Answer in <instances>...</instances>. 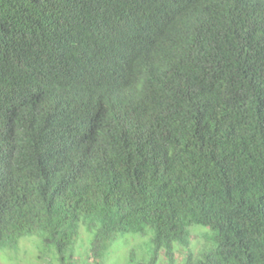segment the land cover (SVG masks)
<instances>
[{
    "label": "trees",
    "instance_id": "obj_1",
    "mask_svg": "<svg viewBox=\"0 0 264 264\" xmlns=\"http://www.w3.org/2000/svg\"><path fill=\"white\" fill-rule=\"evenodd\" d=\"M82 226L96 264H264V0H0V251L75 264Z\"/></svg>",
    "mask_w": 264,
    "mask_h": 264
},
{
    "label": "rangeland",
    "instance_id": "obj_2",
    "mask_svg": "<svg viewBox=\"0 0 264 264\" xmlns=\"http://www.w3.org/2000/svg\"><path fill=\"white\" fill-rule=\"evenodd\" d=\"M200 230L202 228H194L193 236L191 240L190 249L194 253H198L199 250L205 245V239L203 238ZM149 235H137L128 236L126 239L121 240L119 248L113 247L111 253L105 257V261L100 264H125L126 257L131 249L137 248L139 254H141V246L145 241L149 240ZM89 234L84 226L80 229V239L78 244L80 248L76 247L75 257L73 261L75 264H96L97 259L93 256V253L89 251ZM41 241L38 237L28 236L22 238L17 250H1L0 261L2 264H65L59 260L58 256L52 251H41ZM135 250V249H134ZM137 253V252H136ZM185 252H177L178 259L182 261L183 254ZM165 259L164 253L160 255V262ZM68 261V259H67Z\"/></svg>",
    "mask_w": 264,
    "mask_h": 264
},
{
    "label": "clouds",
    "instance_id": "obj_3",
    "mask_svg": "<svg viewBox=\"0 0 264 264\" xmlns=\"http://www.w3.org/2000/svg\"><path fill=\"white\" fill-rule=\"evenodd\" d=\"M1 262V261H0Z\"/></svg>",
    "mask_w": 264,
    "mask_h": 264
}]
</instances>
